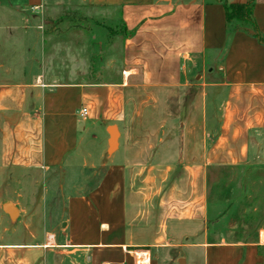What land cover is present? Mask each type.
<instances>
[{"label":"crops","instance_id":"1","mask_svg":"<svg viewBox=\"0 0 264 264\" xmlns=\"http://www.w3.org/2000/svg\"><path fill=\"white\" fill-rule=\"evenodd\" d=\"M84 1L119 12L122 77L0 81V264H264V231L233 239L210 190L264 165V45L224 7L248 0ZM45 5L0 0V20Z\"/></svg>","mask_w":264,"mask_h":264},{"label":"rangeland","instance_id":"2","mask_svg":"<svg viewBox=\"0 0 264 264\" xmlns=\"http://www.w3.org/2000/svg\"><path fill=\"white\" fill-rule=\"evenodd\" d=\"M45 7L37 24L33 20L38 16L33 15L23 26L0 20V81L121 80L128 33L117 10L86 6L84 0H46ZM6 68L11 75L1 74ZM210 184L223 227L232 230L233 239L250 241L264 231V165L223 169L214 173ZM7 190L2 187L0 193L8 197ZM41 191L37 188L36 195ZM5 221L0 214V231L13 228ZM9 234L4 235L6 241Z\"/></svg>","mask_w":264,"mask_h":264},{"label":"trees","instance_id":"3","mask_svg":"<svg viewBox=\"0 0 264 264\" xmlns=\"http://www.w3.org/2000/svg\"><path fill=\"white\" fill-rule=\"evenodd\" d=\"M256 0H248L246 3L224 2L226 22L228 30L239 29L255 37L264 45V34L259 30L254 19V6Z\"/></svg>","mask_w":264,"mask_h":264},{"label":"water","instance_id":"4","mask_svg":"<svg viewBox=\"0 0 264 264\" xmlns=\"http://www.w3.org/2000/svg\"><path fill=\"white\" fill-rule=\"evenodd\" d=\"M111 136H112V145H113L114 144V140H115V133L112 132ZM3 210H4V212L7 215H9L11 217L12 220L16 219V217L18 215V211L12 204H5L3 206ZM181 264H182V262H181Z\"/></svg>","mask_w":264,"mask_h":264},{"label":"built area","instance_id":"5","mask_svg":"<svg viewBox=\"0 0 264 264\" xmlns=\"http://www.w3.org/2000/svg\"><path fill=\"white\" fill-rule=\"evenodd\" d=\"M80 117H87L88 116V110L86 108H83L80 113H79Z\"/></svg>","mask_w":264,"mask_h":264}]
</instances>
